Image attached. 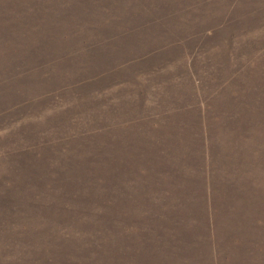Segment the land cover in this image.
I'll list each match as a JSON object with an SVG mask.
<instances>
[{
	"label": "rangeland",
	"instance_id": "374dc122",
	"mask_svg": "<svg viewBox=\"0 0 264 264\" xmlns=\"http://www.w3.org/2000/svg\"><path fill=\"white\" fill-rule=\"evenodd\" d=\"M0 264H264V0H0Z\"/></svg>",
	"mask_w": 264,
	"mask_h": 264
}]
</instances>
